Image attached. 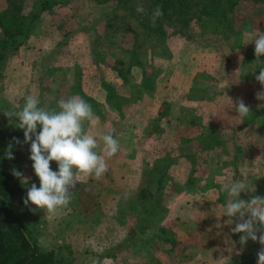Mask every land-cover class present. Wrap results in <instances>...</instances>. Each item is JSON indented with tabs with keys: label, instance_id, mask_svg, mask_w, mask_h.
<instances>
[{
	"label": "rangeland",
	"instance_id": "1",
	"mask_svg": "<svg viewBox=\"0 0 264 264\" xmlns=\"http://www.w3.org/2000/svg\"><path fill=\"white\" fill-rule=\"evenodd\" d=\"M133 3L136 7L138 4L148 5L147 0H133ZM6 6L7 0H0V9ZM69 8L75 13V23L82 27L94 24L103 12L110 10L111 3L72 0ZM254 8L248 0H240L236 7L239 17L250 19L246 31L252 34L251 37L242 35L243 47L239 50L233 49L235 36L219 41L170 36L169 57L157 58L162 71L156 89L125 105L124 130L114 136L119 140L120 148L113 157H105L107 172L100 180L81 178L85 189L93 187L96 201L87 206L73 188L67 208L60 209L55 215H46L42 210L47 223L40 236L46 246L64 244L67 251L74 252L75 264H238L232 260L239 255L247 256L257 242L249 240L246 245H241L242 234L232 232L238 217L231 218V223L229 217L223 216L229 197L221 190V185L237 180V176L252 191L254 183L264 178V149L258 152V157L242 164L236 175L232 166L216 163V153L208 150L205 153L208 160L200 158L205 162L196 174L201 179L200 184L205 177L212 180L211 187L204 192H184L171 198L167 201L166 216L145 231L137 232L135 223L130 221L132 216L127 206L130 196L139 187L142 165L171 149L175 145V134L184 123L188 124L196 116L198 120L207 118L212 107V113L223 108L234 124L242 120L237 118L235 107L240 99L245 102L246 94L250 92L248 83L256 64L255 43H250V39L264 34V13L250 15ZM61 32L53 23L51 13L46 12L27 43L13 55L8 54L4 74L0 77V127L16 129L18 119L9 120L4 113L21 110L26 96L38 97L40 105L43 101L48 102L49 95L45 90L48 87L45 86L58 83L61 65L69 69L73 62H79L87 72L91 71V75L94 72L99 74L91 62L87 34L77 30L72 37H67V44H61L64 39ZM133 43L134 34L128 26L123 32L122 44L132 46ZM108 49L119 53L116 46ZM246 52L248 59L244 60ZM107 73L113 78L112 71ZM227 74H231L229 78ZM89 84V93L104 99L103 90L98 85ZM208 84H212V89L217 92L213 99L199 98L193 93L196 98L186 100L191 86ZM122 89L125 93L129 90L127 85ZM164 101L170 103V110L159 118ZM180 116H184L182 124ZM94 128L95 134H102L106 124L95 121ZM227 131L230 133L231 127ZM235 132L238 140L245 143V131L238 129ZM261 141L264 143L262 138ZM102 149L101 142L95 150L103 154ZM184 160L177 161L170 171L179 184L187 179L190 170V162ZM29 175V170L25 169V177ZM250 194L241 193L240 198L249 200ZM162 226L169 229L170 237L180 238L171 251L150 242L163 231ZM252 264H257V260Z\"/></svg>",
	"mask_w": 264,
	"mask_h": 264
},
{
	"label": "trees",
	"instance_id": "2",
	"mask_svg": "<svg viewBox=\"0 0 264 264\" xmlns=\"http://www.w3.org/2000/svg\"><path fill=\"white\" fill-rule=\"evenodd\" d=\"M71 1L7 0V6L0 9V77L5 71L6 58L27 43L44 13H51L53 23L62 31L64 39L60 41L61 44H67V37L77 30L85 32L91 62L99 74L94 72L91 75V71L87 72L79 62H73L69 69L61 65L60 80L54 85L46 84L49 100L43 101L40 106L58 110V101L61 98L67 99L73 95L83 98L91 105L96 121L106 124L102 134H95L94 125L89 126L85 122L86 131L97 138L104 134L116 136L122 132L125 127V105L156 89L157 79L162 71L157 58L169 57L171 35L186 39L200 37L209 41L235 36L233 49L239 50L243 47V32L248 30L250 24L249 18L237 15L236 7L240 0H147L148 5L143 6L146 10L143 14L136 11L133 0H95L98 3L110 2V10L103 12L94 24L81 27L75 23V13L69 8ZM248 1L255 6L250 15L264 13V0ZM157 7L162 10L163 15L153 25L151 16ZM128 26L134 34L132 46L122 44V35ZM109 46H116L119 53L109 50ZM247 57L248 52L244 60ZM260 59L261 61H256L248 83L250 92L246 94L245 104L251 109L249 116L234 124L223 108L213 113V107L209 108L207 118L198 120L197 116L193 117L188 124L184 123L179 128L175 134V145L171 149L152 162L142 165L139 187L130 196L127 206L129 215L132 216L130 221L135 223L138 233L166 216L167 201L171 198L184 192H204L211 187L212 180L205 177V181L200 184L201 179L196 174L205 162L200 158L207 159L205 153L208 150L216 153V163L232 166L231 169L236 175L242 164L258 157V152L264 149L261 141V138L264 140V107H261L264 101L256 99V93L264 89L255 79L260 69L264 68V56ZM109 71H112L113 78L107 75ZM230 75L227 74V77ZM89 83L98 85L103 90L104 99L89 93ZM126 85L129 88L127 93L122 89ZM212 88V84L204 87L193 85L186 100L195 99L193 93H197L199 98L213 99L217 92ZM168 110L170 103L164 101L158 117L165 115ZM180 119L182 124L184 116H180ZM229 127L232 129L230 133L227 131ZM156 128H160L158 124ZM238 129L245 131V143L238 140L235 132ZM15 138L21 144H16ZM23 141L24 133L18 125L16 129L0 127V264H75L74 252L67 251L64 244L59 243L52 247L45 245L40 235L46 227L47 219L42 210L35 213L30 210L35 205L24 204L28 189L33 183L39 187L40 181L32 167L33 162L29 159L30 144H24ZM9 144L13 145L15 158L12 160L5 155ZM182 158L190 162V170L187 179L179 184L170 171L172 165ZM57 166L55 161L51 162L53 171H58ZM13 169L22 172L23 177L16 178L12 174ZM25 169L30 172L28 177H25ZM236 177L235 179H240ZM75 188L80 200L87 206L96 201L92 186L85 189L84 182L80 181ZM243 193L245 192L242 195ZM257 195L264 197V178H259L254 183L248 199ZM120 219L126 223L124 218ZM162 230L150 242L153 246H162L163 250L171 251L180 238L170 237L169 229L165 226H162ZM260 247L257 242L247 252V256L239 255L232 261L252 264L257 260L256 254Z\"/></svg>",
	"mask_w": 264,
	"mask_h": 264
},
{
	"label": "clouds",
	"instance_id": "3",
	"mask_svg": "<svg viewBox=\"0 0 264 264\" xmlns=\"http://www.w3.org/2000/svg\"><path fill=\"white\" fill-rule=\"evenodd\" d=\"M136 11L145 13L142 4H138ZM163 15L157 7L151 16L152 24ZM244 37H251L248 31ZM255 43L254 54L256 61H261L264 56V34L251 38L250 43ZM255 79L264 89V68H261ZM256 99L264 101V90L256 93ZM38 97L28 95L25 103L19 111L4 113L9 120L18 119V128L23 130L24 144H30L29 159L39 178L40 186L32 184L27 191L24 204L35 205L30 210L34 213L43 210L46 215H55L62 208H67L72 200L71 189L75 188L82 177H93L100 180L107 172L105 157H113L120 148L119 140L112 134H104L98 138L89 134L85 129V122L89 126L96 121L95 114L90 104L83 98L73 95L67 99L58 101L57 109H46L40 106ZM264 107V105H261ZM237 118L249 116L251 109L243 99H240L235 107ZM39 126V131H38ZM34 137V138H33ZM102 142L103 154L95 149ZM16 144H21L15 138ZM13 145L9 144L6 158L14 159ZM55 161L58 171H53L51 162ZM12 174L16 178H22L23 173L13 169ZM221 190L226 192L229 201L225 213L231 218L238 217L233 233L240 235V244L246 245L249 240L258 242L261 247L257 252V264H264V197L252 196L249 200L241 199L242 192H252L244 181L234 180L221 185Z\"/></svg>",
	"mask_w": 264,
	"mask_h": 264
}]
</instances>
